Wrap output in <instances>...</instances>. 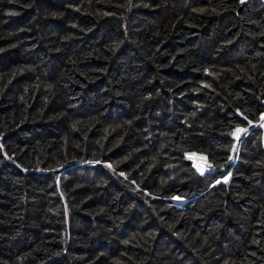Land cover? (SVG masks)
I'll list each match as a JSON object with an SVG mask.
<instances>
[{
    "label": "trees",
    "instance_id": "1",
    "mask_svg": "<svg viewBox=\"0 0 264 264\" xmlns=\"http://www.w3.org/2000/svg\"><path fill=\"white\" fill-rule=\"evenodd\" d=\"M262 121L264 0H0V264H264Z\"/></svg>",
    "mask_w": 264,
    "mask_h": 264
},
{
    "label": "rangeland",
    "instance_id": "2",
    "mask_svg": "<svg viewBox=\"0 0 264 264\" xmlns=\"http://www.w3.org/2000/svg\"><path fill=\"white\" fill-rule=\"evenodd\" d=\"M262 122H263V121H262ZM262 122H261V123H262ZM240 129H241V128H240ZM263 129H264V127H263ZM243 130H244V129H243ZM243 134H244V131H240V132H237V131H236L235 136H236V138L239 139L240 137L243 136ZM194 163H195L196 166H199L200 168H203V169L205 170V167H204L202 164H200L199 161H196V162L194 161ZM207 169H209V168H207ZM209 170H210V169H209Z\"/></svg>",
    "mask_w": 264,
    "mask_h": 264
},
{
    "label": "crops",
    "instance_id": "3",
    "mask_svg": "<svg viewBox=\"0 0 264 264\" xmlns=\"http://www.w3.org/2000/svg\"><path fill=\"white\" fill-rule=\"evenodd\" d=\"M262 125H263V127H264V121L262 122ZM238 129H240V128H238ZM236 131H237V129H236ZM199 163L202 164V165L205 167L204 172H206V171H210L209 169H211V168L208 167L207 164H206L205 162H203V161H199ZM196 167H197V166H196ZM207 168H209V169H207ZM204 172H203V173H204Z\"/></svg>",
    "mask_w": 264,
    "mask_h": 264
},
{
    "label": "snow or ice",
    "instance_id": "4",
    "mask_svg": "<svg viewBox=\"0 0 264 264\" xmlns=\"http://www.w3.org/2000/svg\"><path fill=\"white\" fill-rule=\"evenodd\" d=\"M240 131H245V130H243V129H237V132H240ZM230 159H231V157H230ZM197 171H199L201 174H203L204 169L203 168H200L199 166H197Z\"/></svg>",
    "mask_w": 264,
    "mask_h": 264
},
{
    "label": "built area",
    "instance_id": "5",
    "mask_svg": "<svg viewBox=\"0 0 264 264\" xmlns=\"http://www.w3.org/2000/svg\"><path fill=\"white\" fill-rule=\"evenodd\" d=\"M194 161L196 162V161H201V160L195 159ZM207 166H208V165H207ZM210 170H212V168H211Z\"/></svg>",
    "mask_w": 264,
    "mask_h": 264
},
{
    "label": "water",
    "instance_id": "6",
    "mask_svg": "<svg viewBox=\"0 0 264 264\" xmlns=\"http://www.w3.org/2000/svg\"><path fill=\"white\" fill-rule=\"evenodd\" d=\"M191 162L193 161V160H190Z\"/></svg>",
    "mask_w": 264,
    "mask_h": 264
}]
</instances>
